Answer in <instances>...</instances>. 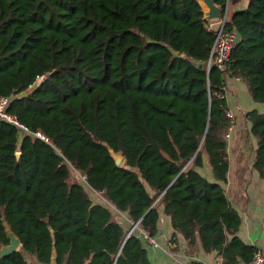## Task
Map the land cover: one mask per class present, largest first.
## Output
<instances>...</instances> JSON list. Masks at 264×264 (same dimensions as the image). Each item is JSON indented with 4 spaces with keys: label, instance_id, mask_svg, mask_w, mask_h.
<instances>
[{
    "label": "trees",
    "instance_id": "16d2710c",
    "mask_svg": "<svg viewBox=\"0 0 264 264\" xmlns=\"http://www.w3.org/2000/svg\"><path fill=\"white\" fill-rule=\"evenodd\" d=\"M238 1L215 0L237 39L223 68L206 69L198 63L214 30L197 0H0V95L28 129L0 118V244L3 220L21 241L0 264H28L22 250L41 263L156 264L112 213L154 236L159 205L170 241L179 231L189 250L200 242L224 264L252 257L258 248L238 235L222 185L232 125L224 74L264 101V0ZM244 117L264 176V110Z\"/></svg>",
    "mask_w": 264,
    "mask_h": 264
},
{
    "label": "crops",
    "instance_id": "0c3cea01",
    "mask_svg": "<svg viewBox=\"0 0 264 264\" xmlns=\"http://www.w3.org/2000/svg\"><path fill=\"white\" fill-rule=\"evenodd\" d=\"M246 2L240 0L235 6H243ZM224 88L228 109L235 116V126L232 125L227 134L228 169L222 185L240 215L238 235L244 241L255 244L264 254V176H260L252 166L256 137L249 130V120L244 117V112L251 107L264 110V101L254 100L246 83L229 73L224 74ZM207 167L205 158V172L208 171ZM161 211L162 206L159 205L157 231L154 235L159 238V245L144 242L148 256L154 263L191 264L193 260L197 264H212L218 259L216 251H205L200 242L189 250L186 239L179 231H176L175 241H170L173 233L170 216L166 214L162 217Z\"/></svg>",
    "mask_w": 264,
    "mask_h": 264
},
{
    "label": "built area",
    "instance_id": "2783aa9c",
    "mask_svg": "<svg viewBox=\"0 0 264 264\" xmlns=\"http://www.w3.org/2000/svg\"><path fill=\"white\" fill-rule=\"evenodd\" d=\"M226 17H227V12L222 13L217 18H213L205 21V25L214 30V37L210 45L208 56L204 62L206 69H208L211 64H215L216 66L223 68L226 64V61L229 58L231 49L237 39V34L234 29L224 28V21ZM8 100H9V95L7 94L0 95V118L8 120L24 130H28L26 125L20 122L14 113H11L6 109ZM226 114L229 117H231L232 125H233L234 117L232 111L230 109H227ZM36 134H38L40 137L46 138L40 131H36ZM132 222L133 223L128 229L127 234L131 230H133L134 226L137 223L139 224L138 220ZM141 233L143 234V236L147 238L146 239L147 242H149L151 245L154 246L159 245V243H157L155 239V236L149 235L147 230L144 229L142 226H141ZM212 264H224L223 258L219 256L218 259H216L215 262H213ZM237 264H264V254L259 249H256L249 260L241 261Z\"/></svg>",
    "mask_w": 264,
    "mask_h": 264
},
{
    "label": "water",
    "instance_id": "95a60500",
    "mask_svg": "<svg viewBox=\"0 0 264 264\" xmlns=\"http://www.w3.org/2000/svg\"><path fill=\"white\" fill-rule=\"evenodd\" d=\"M201 9H202V17L206 20L213 19L219 17L222 13L227 12V4L222 7L220 4L216 3L215 0H197ZM179 54H183L181 52H177ZM199 66H203V62L198 63ZM109 153L114 158L116 164H120L123 160V154L114 150L111 146L107 145ZM19 151H16V155H18ZM154 202V201H153ZM152 202V204H153ZM3 227L5 233L8 237V242L0 244V256L9 253L12 250L18 248L21 244L19 237L10 229L9 224L6 220H3Z\"/></svg>",
    "mask_w": 264,
    "mask_h": 264
},
{
    "label": "rangeland",
    "instance_id": "374dc122",
    "mask_svg": "<svg viewBox=\"0 0 264 264\" xmlns=\"http://www.w3.org/2000/svg\"><path fill=\"white\" fill-rule=\"evenodd\" d=\"M233 117H234V121H235L234 114H233ZM234 124L235 123H233V126H235ZM207 168H208V171H209V166ZM71 177L72 178H78L80 180H83L84 179V175L82 173H80L77 169L73 168V167H71ZM87 188H88V192H89L90 196L93 199H97V197L98 198H103V196L101 195L100 192L91 189L89 186ZM157 198H158V195L154 198L153 201H155ZM112 214H113V217L114 218H117L119 221H121V223H123L124 226L127 227L128 229L130 228L131 224L133 223L127 217V215L125 214L124 211H120L118 209H115ZM164 215H166V213H164V212L161 211V216L163 217ZM133 230L136 231V232H138V233H140L142 235V237H143L142 238L143 241L146 243V241H147L146 239L147 238L145 236H143V234L141 233V226H140V224L137 223L134 226ZM155 239H156L157 243H160L159 238L155 237ZM19 247H20V245L18 246V248ZM22 253H23V255H24V257H25V259H26V261H27L28 264H54L53 258L51 259V261L49 263H41V262L37 261L36 258L33 255L29 254L28 252L22 250Z\"/></svg>",
    "mask_w": 264,
    "mask_h": 264
}]
</instances>
